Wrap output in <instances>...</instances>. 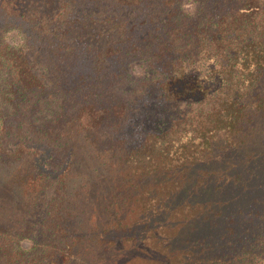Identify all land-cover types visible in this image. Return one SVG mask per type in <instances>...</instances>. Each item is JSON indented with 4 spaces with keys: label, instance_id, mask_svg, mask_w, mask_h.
Instances as JSON below:
<instances>
[{
    "label": "trees",
    "instance_id": "1",
    "mask_svg": "<svg viewBox=\"0 0 264 264\" xmlns=\"http://www.w3.org/2000/svg\"><path fill=\"white\" fill-rule=\"evenodd\" d=\"M48 4H9L20 43L0 29V148L19 152L0 153V264H74L83 243L104 253L166 222L178 264H264V0ZM135 60L148 88L133 101L114 84ZM50 83L73 116L39 126ZM90 126L116 147L89 142ZM53 183L55 245L40 258L19 242Z\"/></svg>",
    "mask_w": 264,
    "mask_h": 264
},
{
    "label": "rangeland",
    "instance_id": "2",
    "mask_svg": "<svg viewBox=\"0 0 264 264\" xmlns=\"http://www.w3.org/2000/svg\"><path fill=\"white\" fill-rule=\"evenodd\" d=\"M13 1H16L17 4L22 8L27 7L26 11H30L31 9H36L35 7L41 3L48 7V3L52 2V0H22V2L21 0H0V29L5 28L4 25L10 27L8 29V34L15 42L20 43L22 41V37L18 35L16 30H13H19V28L16 26L17 20L8 21L7 19V15L10 14L13 9V5L9 6V4ZM185 6L186 9L190 10L193 8V3L191 1H188L187 3H185ZM11 24L16 25L11 27L9 26ZM1 48L2 46H0V49ZM30 58L31 61L34 62V64L37 63V61H35L36 59L33 53H30ZM37 68L39 73H42L43 66L39 64ZM145 76V65L142 64L141 60H135L130 64L125 78H123L121 81H116L114 85L117 88V92L121 93V95L123 96V99L126 98L135 101V98L136 100H138V98H141V96L146 92V89L148 88V82L145 80ZM50 79L51 81L54 80L52 79V77H50ZM145 82L147 83L144 84ZM50 88H52V90H50L48 96L45 97L46 101L41 102L40 109L38 107V111L35 115V118L38 117L41 119L40 121L34 119L35 123L39 126L47 125V127H53L59 123L53 122L54 120L63 119L61 122L65 120L71 121L70 118L71 116H73L71 115V108L68 111L67 105L64 104V102L68 101V99L57 97L58 92H54L55 88L53 87V83H50ZM2 100L3 96L0 91V109H2ZM186 109L189 110L188 107H186ZM2 110L8 112L7 109ZM81 119L85 120V118ZM82 124L87 125L86 121ZM69 125L70 123H68V125L66 124L67 127ZM142 127L144 128V126H140L139 128ZM73 129V133L78 132V137H80L82 133L83 135L87 136L85 127L79 128L78 131L76 128ZM88 129L89 142H94L99 147L108 149L110 147H116L117 141L115 137H113L116 134L111 129L110 130L112 132L109 131V129L105 128L106 130H104L94 126H90ZM133 132H135V134L133 133L132 135L138 137V131ZM82 140H84L85 144V139H83V137ZM2 152L4 154V159H11L19 153L16 149V146L10 144L3 145L0 148V153ZM64 152L65 151H61L60 154L58 153L57 159L54 161L55 163L63 162L62 156L64 155ZM83 152L84 151L79 148L77 153L78 155L82 156ZM47 156H49L47 153L43 155V157ZM54 167L55 166L47 165V168L50 170H52ZM56 195L57 187L56 184L53 183L50 188H47V190L42 193L38 204L33 208V210L26 214V231L27 233L31 234L32 237H24L19 242V245L20 249H28L33 245H37L36 254H34L36 257L41 256L40 258H49L46 254L47 250L49 251L50 249H54L52 247L53 245H55L54 233L56 231V225L53 222V218L55 217V201L53 199ZM174 226L175 227L169 226V224H167L166 222L164 225L158 227L155 231H153L154 233H157L159 235V237H156V239L149 238L140 243L121 240L118 243L116 242L117 247H110L112 249L105 251L104 253H101L97 250H91V248H89L88 246V242L83 243L80 247V253L72 256V259L73 261L76 260L74 264H178L177 262L179 260V257H181L180 253L178 251H170L165 244V239H168L167 237L176 233V223H174ZM65 263L67 264V261Z\"/></svg>",
    "mask_w": 264,
    "mask_h": 264
}]
</instances>
